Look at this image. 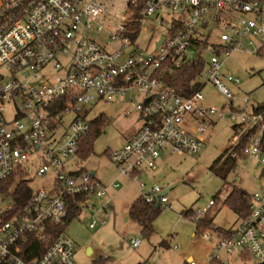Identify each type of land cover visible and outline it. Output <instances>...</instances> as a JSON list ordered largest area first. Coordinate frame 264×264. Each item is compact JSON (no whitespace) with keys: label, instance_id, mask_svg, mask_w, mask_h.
Listing matches in <instances>:
<instances>
[{"label":"built area","instance_id":"obj_1","mask_svg":"<svg viewBox=\"0 0 264 264\" xmlns=\"http://www.w3.org/2000/svg\"><path fill=\"white\" fill-rule=\"evenodd\" d=\"M154 18L166 31L157 35L149 52L136 41ZM105 32L109 39L102 45L95 35ZM195 38L209 43L202 79L232 105L235 96L225 81L238 86L241 78L222 70L233 52L246 49L244 42L253 52H264V0H0V264H78L76 244L52 227L67 223L68 198L96 196L104 200L102 210H111L113 199L99 180L66 169L91 131L90 111L96 103L128 101L137 111L141 128L110 158L120 175L132 177L141 188L145 183L139 174L156 170L163 152L202 150L223 110L203 106L202 88L184 97L158 74L166 59L191 55ZM114 43L121 48L110 50ZM247 103L229 113L236 122L231 145H240L232 156L253 157L263 167L261 191L252 194L251 214L239 218L237 227L226 234L213 230L219 240L209 264L235 252L264 264V112ZM10 106L15 117L9 120L5 111ZM125 111L126 116L133 113ZM68 115L73 118L65 128ZM45 176L50 181L21 204L14 178L31 184ZM168 193L155 186L142 197L170 208ZM214 204L210 199L191 216L196 226ZM97 223L95 218L90 227ZM208 231L196 229L199 235ZM130 242L137 248L142 241ZM189 264L197 263L191 259Z\"/></svg>","mask_w":264,"mask_h":264},{"label":"rangeland","instance_id":"obj_2","mask_svg":"<svg viewBox=\"0 0 264 264\" xmlns=\"http://www.w3.org/2000/svg\"><path fill=\"white\" fill-rule=\"evenodd\" d=\"M168 18V16L166 17ZM148 32L140 35L136 44L148 48L152 52L155 48V40L160 32L166 29L156 18L147 23ZM155 28H159L154 32ZM154 32V33H153ZM99 43L105 45L109 39L108 34L95 35ZM152 38V40H151ZM245 50L237 49L225 61L223 73H229L240 77L238 86L231 83L226 84L229 91L235 96L230 105V100L218 92L215 86L205 79L202 80L205 100L203 106H214L223 114L215 116V122L205 135L206 144L197 154H179L177 152L168 154L163 152L159 157L158 168L149 170L140 176V181L146 183V188L161 186L169 190L171 208L164 205L160 215L153 222V233L146 237L142 234L140 226L129 216L128 206L130 201L141 192L137 183L128 176L120 175L117 165L110 158L111 151H117L125 147V140L137 131L138 113L131 102H98L90 111V120L105 114L108 121L105 131L93 142L94 151L87 158L77 154L67 160V171L83 170L97 171L101 176V184L106 187L109 197L113 199L116 213L96 210V206H80L78 214L64 225L66 236L70 237L76 244V257L78 264H95L99 258L107 259L108 264H189L187 261L192 256L197 264H208L210 262L213 246L219 240L213 230L220 227L230 228L239 217L227 206L223 205L225 196L231 186L246 189L249 194L261 191L263 167L253 157L243 156L238 158L234 168L227 173L219 170L215 173L210 169L233 142L235 138L234 126L229 113L232 110L243 108L248 100L247 107L264 102V52H253V46L243 43ZM110 50L120 49L117 43L108 47ZM134 46L125 50V56L134 50ZM132 109L133 113L126 116L125 110ZM7 118L13 119L15 114L12 107L5 111ZM73 115L66 117L64 127H68ZM229 163L224 164L228 167ZM14 187L22 180L15 177ZM49 177H41L31 183L32 189L36 190L49 182ZM120 183L114 187L113 183ZM148 190V189H147ZM210 199H216L215 210L218 212L215 222L204 235L194 233L196 223L193 217H185L183 212L192 209L195 212L203 210ZM103 199H94V204L101 207ZM93 215H96L93 217ZM210 213L206 218H210ZM98 220L95 228L90 227L94 219ZM105 220V223L101 221ZM209 220V219H208ZM216 223V224H215ZM220 226V227H219ZM131 239H140L141 244L137 248L131 245ZM91 249V250H90ZM246 253V252H245ZM243 255V254H242ZM223 258V260H222ZM221 260L225 264H259L250 254L240 252L232 253L230 256L222 254Z\"/></svg>","mask_w":264,"mask_h":264},{"label":"trees","instance_id":"obj_3","mask_svg":"<svg viewBox=\"0 0 264 264\" xmlns=\"http://www.w3.org/2000/svg\"><path fill=\"white\" fill-rule=\"evenodd\" d=\"M139 15L135 17L138 19ZM133 26L138 29L139 22L135 20ZM192 53L191 55L184 56L181 59H166L163 66L159 69L158 74L160 73V77L164 80L165 84L174 88L177 93L184 97H189L202 88V73L205 69V65L207 62L206 59V48L209 46L207 39H198L195 38L192 40ZM256 109L264 112V102L258 105H255ZM108 121V118L105 114H102L91 121V131L87 137L81 140V149L78 154L81 155L82 158H87L94 151V140L105 131V126ZM236 129L235 126L233 127ZM246 134L245 136H247ZM244 141V140H243ZM242 141V142H243ZM239 146L230 145L226 148L223 154L214 161L211 165L210 169L215 173H218L219 170H224L223 168H228L226 170V175H224V180L227 178V173L230 172L234 165L236 164L235 157L232 154L237 151ZM110 154V153H109ZM229 163L228 167H224V164ZM83 170H78L80 172ZM22 181L17 185V199H19L20 203H24L27 201L29 196L32 194L33 190L29 184V180L22 178ZM86 195L78 194L73 195L68 198V211L69 216L67 217V222H69L73 217H75L80 209V202ZM251 194L246 189L239 188L238 186H231L229 188V192L225 196V200L223 201V205L229 207L240 219L246 218L251 214ZM130 218L141 225L142 234L146 237H149L153 233V222L160 215L163 206L161 203H149L143 197H139L136 199L129 207ZM195 213L194 210H187L183 212L185 217H191ZM207 216V215H206ZM199 220L198 226L196 229H199V232L208 231L211 228L212 218L209 220L206 218ZM56 229V235H62L64 232L63 226H52ZM218 230V229H217ZM216 230V231H217ZM228 230L221 229L218 231L222 234H226ZM197 234V233H196ZM34 245L40 246L37 242L33 243ZM38 249V248H37ZM37 249L33 250L31 256L37 253ZM31 256L29 258H31ZM26 258V259H29ZM107 259L99 258L96 260L95 264H108ZM143 264V263H142ZM211 264H223L221 261L217 260L212 262Z\"/></svg>","mask_w":264,"mask_h":264},{"label":"crops","instance_id":"obj_4","mask_svg":"<svg viewBox=\"0 0 264 264\" xmlns=\"http://www.w3.org/2000/svg\"><path fill=\"white\" fill-rule=\"evenodd\" d=\"M116 102H118V101H116ZM118 103H120V102H118ZM137 123H139V126H138V129H137V131H135L134 132V134L133 135H130L129 137H127L126 138V142H125V144L138 132V130L141 128L140 126H141V124H140V121L137 119ZM149 170H146V171H143V172H141L140 174H139V176H141V175H143L144 173L146 174L147 172H148ZM90 173H94V174H91L93 177H95L97 180H99L100 182H101V176H97L96 174H97V171H95V170H93V171H91ZM130 179H132L133 181H135L136 183H137V186H138V188H139V191L141 192V194L140 195H137V196H135L131 201H130V204H129V206H128V209H129V207H130V205L136 200V199H138L139 197H142V195H143V193L147 190V189H149V188H146V183H145V187H143V188H141L140 187V185H139V183L135 180V179H133L132 177H130V176H128ZM102 183V182H101ZM116 183H118V182H116ZM113 186H114V183H113ZM119 186H120V183H119ZM119 186H114V187H119ZM172 189V185L171 186H169V187H167L166 188V190H171ZM169 194V193H168ZM94 199H99L98 197H96V196H85V197H83V199L81 200V202H80V205L82 206V205H87V206H91V207H95L96 206V210H99V211H104V210H102L101 209V207L99 206V207H97V205H93L94 203ZM216 205V199H215V204L213 205L214 207L213 208H211L210 209V211H209V213L211 214L210 215V218H212V223H214L215 222V218H216V216H217V214H218V212L215 210V206ZM170 206H171V198H170ZM171 208V207H170ZM187 210H190V209H187ZM187 210H185V211H187ZM108 211V210H107ZM107 211H105V213H107ZM110 212H113L114 214L116 213V209H115V206H114V203H113V206H112V208H111V210H109ZM129 211H130V209H129ZM209 213L207 214V216L209 215ZM129 216H130V214H129ZM206 216V217H207ZM207 219H209V217L207 218ZM135 222V221H134ZM235 223L230 227V228H223V227H220L221 229H224V230H229V229H232V228H235V227H237L238 225H239V219L238 220H235L234 221ZM136 223V222H135ZM216 224V223H215ZM137 225H139L138 223H137ZM140 227V230H141V232H142V228H141V225H139ZM194 233H196V231L194 232ZM132 240V239H131ZM91 250V249H90ZM223 254H225V253H223ZM225 255H228V256H230L231 254H225ZM241 256H242V258H243V255L242 254H240ZM191 259H193L194 260V258L192 257V256H189L188 257V259H187V261L189 262V260H191ZM222 260H223V258H222ZM221 260V262L223 263V264H225V262H223ZM138 264H142V262H139ZM143 264H145V263H143ZM208 264H209V262H208Z\"/></svg>","mask_w":264,"mask_h":264},{"label":"water","instance_id":"obj_5","mask_svg":"<svg viewBox=\"0 0 264 264\" xmlns=\"http://www.w3.org/2000/svg\"><path fill=\"white\" fill-rule=\"evenodd\" d=\"M164 39V35L161 37V39L157 42V45H160V43L163 41ZM91 174H94V173H91ZM168 191V190H167ZM169 192V191H168Z\"/></svg>","mask_w":264,"mask_h":264}]
</instances>
